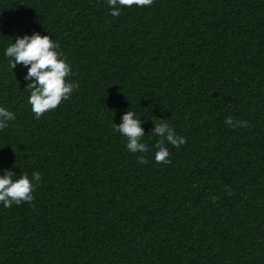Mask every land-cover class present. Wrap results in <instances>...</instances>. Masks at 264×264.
<instances>
[{"label":"trees","instance_id":"16d2710c","mask_svg":"<svg viewBox=\"0 0 264 264\" xmlns=\"http://www.w3.org/2000/svg\"><path fill=\"white\" fill-rule=\"evenodd\" d=\"M120 11L0 0V107L15 116L0 129V175L26 173L34 196L0 202V264H264V0ZM33 33L59 44L78 85L39 119L27 68L5 55ZM127 111L147 152L113 129ZM158 123L187 141L165 139L167 164L155 161Z\"/></svg>","mask_w":264,"mask_h":264},{"label":"clouds","instance_id":"9594fccd","mask_svg":"<svg viewBox=\"0 0 264 264\" xmlns=\"http://www.w3.org/2000/svg\"><path fill=\"white\" fill-rule=\"evenodd\" d=\"M154 0H107L111 7L110 15L119 17L122 7L131 8L132 6L146 7L151 6ZM59 44L54 42L48 35L33 33L16 37L15 43H11L5 50V55L11 58L10 68L13 70L16 66L22 65L27 68L25 80L31 81L27 85L30 89L28 103L31 105V111L39 119L46 112L55 110L63 100L70 98L75 87V83L66 82V77L71 74V68L64 59L60 57L62 52L57 51ZM12 112L0 107V129L7 127V122L14 120ZM142 121L135 118V113L127 111L122 116V122L117 125L113 123L114 131L119 132L126 137V147L132 153L147 152L146 144L141 142L145 135L141 127ZM225 123L230 127H247V121L233 122L232 118L226 117ZM152 132L159 136L160 140L156 143L155 161L157 164L170 163L169 151L165 146V139L175 147L184 145L187 141L183 136H176L173 129L167 123L154 124ZM139 163H148L145 157L138 158ZM14 173L5 170L0 175V202L5 208L12 207L13 203L20 205L22 202L32 203L33 183L25 173L19 179L13 180ZM32 179L39 182L41 179L39 172L32 173ZM229 195L231 192L229 191ZM215 199V198H213Z\"/></svg>","mask_w":264,"mask_h":264}]
</instances>
